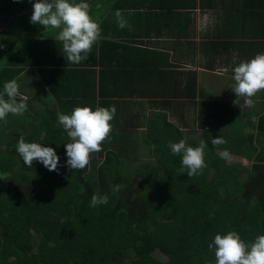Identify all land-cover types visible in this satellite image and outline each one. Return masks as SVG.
Wrapping results in <instances>:
<instances>
[{"label": "trees", "instance_id": "obj_1", "mask_svg": "<svg viewBox=\"0 0 264 264\" xmlns=\"http://www.w3.org/2000/svg\"><path fill=\"white\" fill-rule=\"evenodd\" d=\"M195 5V0H183L179 6L193 9ZM0 52L4 53L0 57L2 94L5 82L22 71L13 66L19 60L29 65L34 52L27 48L20 54L11 46L2 47ZM48 59L50 65L60 64L57 57ZM66 72H57V77L67 79L63 84L54 80L56 72L50 66L39 69L38 76L28 75L30 83L19 89L28 98L27 111L18 117L16 127L6 130V137L0 135V142L8 140L5 151L10 152H0V264H215V250L208 248L215 235L235 231L246 243L264 235V195L244 194V188L251 189L254 184L264 188V165L255 166L246 177L251 185L245 186L243 169L226 164L218 153L228 142L212 144L216 136L230 137L226 129L234 130L236 125L230 114L199 116L202 139L188 144L197 147L203 140L207 145V166L198 175L189 177L186 169L181 173L182 156L172 154L169 138L177 143L182 134L169 124L165 127L170 130L163 128L168 137L154 139L155 149L141 148L149 159L131 162L134 170L128 163L134 156L129 158L128 146H121L120 133L114 129L103 143L104 161L70 170L65 144L71 140L58 123V113L71 114L74 107L85 105L95 110L96 101L94 87H89L93 82L84 84L83 77L73 74H69L70 79ZM16 80L20 84L21 78ZM34 82L46 87L44 97L50 100L33 94ZM196 90L193 79L189 96H196ZM105 105L103 101L98 107ZM10 115L0 121V131L8 118H13ZM115 118L110 122L113 126ZM20 137L28 143L41 138L42 146L54 148L60 161L58 171H49L35 160L32 167L25 166L16 151ZM232 150L248 153L239 145ZM213 153L217 163L209 162ZM263 157L264 150L255 159L260 162ZM124 170L130 171L128 176L123 175ZM115 186L117 191H113ZM233 190L237 191L234 195ZM94 193L106 194L108 203L90 206ZM155 251L166 260L154 258Z\"/></svg>", "mask_w": 264, "mask_h": 264}, {"label": "crops", "instance_id": "obj_2", "mask_svg": "<svg viewBox=\"0 0 264 264\" xmlns=\"http://www.w3.org/2000/svg\"><path fill=\"white\" fill-rule=\"evenodd\" d=\"M170 1L174 5L170 6ZM85 2L91 6L93 19L100 22V39L88 59L64 64L62 42L54 38L59 29H45L30 22L35 0H0V41L4 46L15 47L20 54L27 48L34 52L29 65L19 60L13 66L22 69L13 78H21L19 89L30 83L28 75L38 76L39 69L45 66L54 69V80L61 84L67 79L57 77L59 70L83 77L84 84L93 82L89 87H94L95 108L103 101L104 107L116 108L113 129L120 133L123 147L134 144L155 149L154 139L168 137L163 133L164 129L170 130L166 124L182 134L180 139L193 145L202 139L204 131L199 124L200 115L230 114L236 125L234 130L226 129L225 134L230 133V137H222L228 142V156L224 159L233 168L243 169L245 186L251 185L246 177L256 165H264V157L260 162L255 159L264 150V127H259L264 116V90L251 98L253 106H246L244 98H237L231 87L235 83L234 67L264 53V0H195L193 9L180 7L183 0ZM117 10L130 27L118 26ZM50 56L57 57L60 64H48ZM193 79L197 90L196 96L191 97L188 88ZM38 85L33 83V94L50 100L47 95L44 97L46 87L40 85L38 89ZM236 99L240 106L233 103ZM153 117L155 121H151ZM171 141H175L172 136ZM238 145L248 153L232 150ZM144 155L149 157L148 153ZM216 156L211 154L209 162L217 163ZM250 187L244 188L245 196L251 191L263 197L260 184Z\"/></svg>", "mask_w": 264, "mask_h": 264}, {"label": "clouds", "instance_id": "obj_3", "mask_svg": "<svg viewBox=\"0 0 264 264\" xmlns=\"http://www.w3.org/2000/svg\"><path fill=\"white\" fill-rule=\"evenodd\" d=\"M90 11L91 6L85 0H80L79 3L75 0H35L30 22L43 25L45 29H59L54 38L62 42L67 62L79 64L82 60L88 59L93 45L98 42L101 35L100 22L93 19ZM115 17L121 29L130 27L119 10L115 12ZM2 47L4 45H0V48ZM233 71L232 78L235 83L231 89L237 98H244L246 106H253L251 98L264 90V53H258L250 60L241 61ZM27 99L19 92L16 79L5 82L3 93L0 94V121L6 120L9 114L22 116L27 111ZM233 103L240 106L237 99ZM115 114V106L96 107L93 110L87 105L74 107L71 114L58 113V123L71 140L65 144L66 164L70 170L85 169L90 164L92 155L103 150L102 144L113 130L110 122ZM224 143L226 141L219 136L212 139L214 146ZM169 147L173 155L182 156L181 173L186 169L188 176L192 177L200 174L207 166L204 159L207 145L203 140L197 147L189 146L184 139L177 143L169 142ZM16 151L27 167H32L35 160L49 171H58L59 156L52 147L35 142L28 143L20 137ZM221 156L226 158L227 150L222 152ZM117 190L118 186H115L113 191ZM107 203L106 194L94 193L90 206ZM208 248L215 250V264H264V235H259L253 242L246 243L237 232L229 231L224 235H215Z\"/></svg>", "mask_w": 264, "mask_h": 264}, {"label": "rangeland", "instance_id": "obj_4", "mask_svg": "<svg viewBox=\"0 0 264 264\" xmlns=\"http://www.w3.org/2000/svg\"><path fill=\"white\" fill-rule=\"evenodd\" d=\"M0 45H3L2 44V41H0ZM0 50H1V48H0ZM3 55H4V53L3 52H0V57L2 56L3 57ZM2 61L3 60H1L0 59V65H1V63H2ZM38 89H40V86L38 85ZM34 93V92H33ZM19 99V98H18ZM36 101V100H35ZM37 102V101H36ZM31 114H32V112H31ZM148 116H150V112H148ZM10 117H13V118H8V121H6V123L3 125L4 126V128L0 131V135L2 134L3 136H5L6 137V130L7 129H9V128H11V127H16L17 126V124H18V122H17V119H18V117H20V116H12V115H10ZM201 126V125H200ZM201 129L203 130V128H202V126H201ZM10 138L11 139H13L14 141H17V140H15V137H13V136H10ZM8 142V140L7 141H2V142H0V152L3 154V152H4V155H10V152L9 151H5V145H6V143ZM35 143H39V144H41V138H39V139H37V140H35ZM42 145V144H41ZM134 144H131L130 146H128V154H129V158H131V157H133L134 156V159H130V160H128V163H129V165L130 166H132L133 168H132V170H134L135 168H136V166H135V164H132V163H138V162H144V161H146L147 159H149V157L147 156V155H144V154H142L141 153V148L142 147H139V146H133ZM103 147H104V144H102V149H103ZM143 150V149H142ZM135 155H137V156H140V157H136ZM104 153L101 155V152H99V153H94L93 155H92V159H91V161H95V162H98V164H100L102 161H104ZM97 159V160H96ZM90 161V162H91ZM149 161V160H148ZM132 162V163H131ZM140 162V163H141ZM135 166V167H134ZM124 172L125 173H123V175H126V176H128L127 174H129V172L130 171H127L126 172V170H124ZM9 180V178L7 177L6 178V181H8ZM153 257L154 258H156L157 260H159V261H162V262H164L165 260H166V257L165 256H163L162 254H160L158 251H155L154 253H153Z\"/></svg>", "mask_w": 264, "mask_h": 264}]
</instances>
